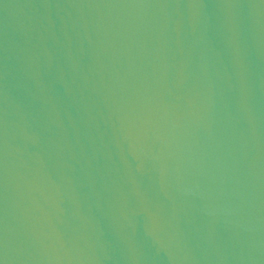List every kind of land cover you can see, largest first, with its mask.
I'll use <instances>...</instances> for the list:
<instances>
[{"label": "water", "instance_id": "water-1", "mask_svg": "<svg viewBox=\"0 0 264 264\" xmlns=\"http://www.w3.org/2000/svg\"><path fill=\"white\" fill-rule=\"evenodd\" d=\"M0 264H264V0H0Z\"/></svg>", "mask_w": 264, "mask_h": 264}]
</instances>
